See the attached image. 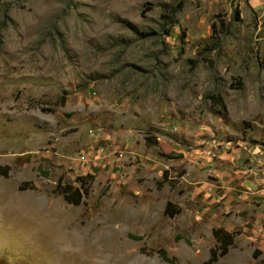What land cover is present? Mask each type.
<instances>
[{
    "label": "rangeland",
    "instance_id": "rangeland-1",
    "mask_svg": "<svg viewBox=\"0 0 264 264\" xmlns=\"http://www.w3.org/2000/svg\"><path fill=\"white\" fill-rule=\"evenodd\" d=\"M254 170L264 0H0V264H204L206 215ZM83 176L82 204L54 193Z\"/></svg>",
    "mask_w": 264,
    "mask_h": 264
},
{
    "label": "crops",
    "instance_id": "crops-1",
    "mask_svg": "<svg viewBox=\"0 0 264 264\" xmlns=\"http://www.w3.org/2000/svg\"><path fill=\"white\" fill-rule=\"evenodd\" d=\"M253 172L254 177L241 178L235 185L232 182L236 178L230 177L221 190L224 197L219 203H212L210 215L206 216L214 224L211 232L221 228L232 236L233 245L225 256L232 255V260L239 263L241 252H245L247 264H264V176ZM187 175L186 169V181ZM197 191L206 192V186Z\"/></svg>",
    "mask_w": 264,
    "mask_h": 264
},
{
    "label": "trees",
    "instance_id": "trees-1",
    "mask_svg": "<svg viewBox=\"0 0 264 264\" xmlns=\"http://www.w3.org/2000/svg\"><path fill=\"white\" fill-rule=\"evenodd\" d=\"M211 99L214 101L215 104L225 108V105L223 103V100L220 96L211 97ZM89 177L83 176L78 177L76 179V182H78L80 185L78 187H74L71 184H62L60 181H58L54 188V193L61 196L63 201L71 206H78L83 203V199L88 196V189L89 184L86 182ZM30 187L27 188H33V185L29 184ZM162 187V182L157 183V189H160ZM181 209L179 206H176L170 201H167L164 209L163 214L167 216L168 218H173L180 214ZM212 236L214 240L217 243V246L210 250L209 257L207 261L204 264H214L218 261L219 258L225 256L228 253L229 248L233 245V239L231 234L224 231L221 228H216L212 230ZM160 257L162 260L173 263V259H169L164 251L160 253Z\"/></svg>",
    "mask_w": 264,
    "mask_h": 264
},
{
    "label": "bare ground",
    "instance_id": "bare-ground-1",
    "mask_svg": "<svg viewBox=\"0 0 264 264\" xmlns=\"http://www.w3.org/2000/svg\"><path fill=\"white\" fill-rule=\"evenodd\" d=\"M23 212V211H22ZM24 214V213H23ZM32 220V219H31ZM36 224V222H34L33 223V225H35ZM63 228V227H62ZM64 230V229H63ZM62 230V231H63ZM30 236H32V234L30 235ZM47 236L48 237H50V234L47 232ZM68 238V237H67ZM67 238H66V236L64 235V234H61V236L60 235H58L57 237L56 236H54V237H50V239H49V243H48V245L49 246H47L48 248L50 247L51 248V252H54V250H56V251H60V252H63V253H65L66 255H71V254H75L77 251L76 250H74V248H76V247H74V248H72V245L74 244V243H72L73 241H69V240H67ZM77 238H80V237H77ZM76 238V239H77ZM72 239H73V236H72ZM81 239V238H80ZM70 242V243H69ZM81 243H82V245H83V241L81 240ZM77 245H78V243H77ZM78 247V246H77ZM55 248V249H54ZM77 254V253H76ZM78 254H80V253H78Z\"/></svg>",
    "mask_w": 264,
    "mask_h": 264
},
{
    "label": "built area",
    "instance_id": "built-area-1",
    "mask_svg": "<svg viewBox=\"0 0 264 264\" xmlns=\"http://www.w3.org/2000/svg\"><path fill=\"white\" fill-rule=\"evenodd\" d=\"M209 155V153H208ZM79 161L82 163H86L87 161H89V159L87 158V155H82L79 157Z\"/></svg>",
    "mask_w": 264,
    "mask_h": 264
}]
</instances>
